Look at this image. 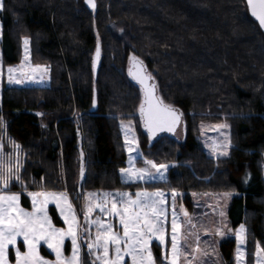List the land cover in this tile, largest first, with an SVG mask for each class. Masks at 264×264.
<instances>
[{
  "label": "trees",
  "instance_id": "trees-1",
  "mask_svg": "<svg viewBox=\"0 0 264 264\" xmlns=\"http://www.w3.org/2000/svg\"><path fill=\"white\" fill-rule=\"evenodd\" d=\"M4 3V63L19 58L26 37L31 61L47 65L50 76L47 86L2 84L0 138L9 154L13 142L20 146V181L9 189L65 190L74 202L89 189L234 190L228 212L245 225L252 261L255 242L264 248V34L245 0ZM118 22L128 47L111 31ZM132 57L153 77L160 99L183 114L180 140L166 133L149 140L143 128L138 136L148 158L169 165L163 180L119 179L126 157L119 119L141 102L128 75ZM223 117L231 147L228 156L212 158L197 124ZM233 245L227 239L220 247L230 256ZM82 259L92 264L85 253Z\"/></svg>",
  "mask_w": 264,
  "mask_h": 264
},
{
  "label": "snow or ice",
  "instance_id": "snow-or-ice-1",
  "mask_svg": "<svg viewBox=\"0 0 264 264\" xmlns=\"http://www.w3.org/2000/svg\"><path fill=\"white\" fill-rule=\"evenodd\" d=\"M86 2L95 8L94 0H86ZM247 6L251 9L252 15L259 21L260 27L264 28V0H247ZM5 8L4 0H0V11ZM25 56L21 64L17 67L8 68L9 83L23 84L26 80H32L33 75L24 76L23 73L27 69L30 73L38 70L47 72V67L36 65L32 67L29 63L28 40L25 39ZM100 55L99 45L96 49V57ZM138 65L143 64L138 58L132 57ZM95 67V61L94 65ZM21 73V78H17L14 73ZM144 72L141 67L140 71L134 76L142 85L145 93V101L140 104L139 112L143 126L148 130L150 138L155 136L157 132L169 131L173 132L180 119V115L176 109L170 105H164L162 100L154 97L155 84L148 85L146 81L152 80L150 73L141 75ZM131 74V72H130ZM2 75V68H0ZM43 79V76L40 77ZM95 104V100L93 101ZM2 122V117H0ZM121 127L124 128L123 122ZM218 128L227 129L229 125H218ZM15 149H19V145L13 142ZM124 146L129 153V167L120 169V172L129 179H156L164 178L169 165L157 164L152 160H144L145 167L136 168L135 159L132 153L140 155L139 144L134 134L131 123L127 126L125 132ZM231 147V139L225 135L222 144H213V152L218 157L228 156L227 149ZM3 148L2 140H0V150ZM223 149V150H221ZM83 156V153H81ZM21 165L17 163V173ZM154 170V171H153ZM84 174L83 166L81 167V176ZM15 179L20 181L18 174H13L11 167L5 168L0 165V264H10L9 255L10 248L15 249V264H83L81 255V242L78 233V221L75 210L68 200L66 192L61 193H28L32 197V211H26L20 206V193L5 194L9 189L10 183ZM24 187L23 185H21ZM89 197L97 198L98 202L94 205L89 203L85 211V217H89L94 210L110 216H118L119 223L123 229L122 235L113 231V225L103 223L100 219L88 221L97 227L94 239L87 242L88 255L94 256L92 264H127L125 257H130L131 264H156L150 244L153 239L159 241L161 245L165 244V220L166 214L164 210L165 193L156 191L136 192L135 199L132 194L124 192H113L95 194L89 193ZM181 194L175 189L172 190V203L175 209V200ZM102 196V198H100ZM231 193H226L225 197H230ZM109 197L111 198L109 200ZM56 203L60 213L68 224L67 231L57 229L53 226L50 217L45 211L49 200ZM110 204V207H109ZM119 205V207H118ZM187 217V212L184 213ZM224 213L221 212V216ZM179 225L176 221V213L173 211V219L171 221V259L168 264H178L181 252L177 244V234ZM245 231V226L240 225V232L236 234L238 241L237 246V264H241L243 252L241 245L244 244V237L241 235ZM91 235L90 232L88 233ZM218 234L223 236L224 232L218 230ZM70 237L72 254L70 257L63 255L64 240ZM18 238H22L21 244L26 249L21 250L18 247ZM47 245L56 256L55 261L44 259L39 254L41 244ZM195 251L199 252V248ZM264 248L257 244L256 259L257 264H264ZM186 260L189 258L184 257ZM194 258V257H193ZM164 260H168V256H164Z\"/></svg>",
  "mask_w": 264,
  "mask_h": 264
},
{
  "label": "rangeland",
  "instance_id": "rangeland-1",
  "mask_svg": "<svg viewBox=\"0 0 264 264\" xmlns=\"http://www.w3.org/2000/svg\"><path fill=\"white\" fill-rule=\"evenodd\" d=\"M111 31L118 37L123 45L126 46V34L127 28L123 22H118L111 25ZM27 39L23 37L20 41V54L19 58L12 63H4L3 55H2V47L0 45V68H2V75H0V92L2 84H6L8 86H17V87H34V86H47L49 85L50 76H49V68L45 64L34 63L29 59V63L32 67L36 65H40L42 68L47 67L48 71L45 73L43 71L38 70L35 73H30L25 70L23 73L24 76L33 75L34 78L32 80H26L23 84L9 83L8 81V68L9 67H17L21 64V61L25 56V44L24 41ZM28 40V39H27ZM29 46H28V54H29ZM30 58V54H29ZM17 78H21V73H14ZM43 76L41 80L40 77ZM141 95V93H140ZM141 104V102H140ZM140 104L137 106L139 109ZM136 109V110H137ZM133 111L130 116L121 117L119 119V128L122 136L123 149L125 152V163L118 170L119 179L124 182H137V181H155V180H163L167 177V171L164 174V178L157 177L156 179H129L124 176L120 169L129 167V153L125 149L124 141H125V132L127 130V126L131 123V127L134 129L135 137L139 144L140 155L137 153H132L135 159V167L142 168L145 167L144 160H152L148 158L146 154L143 153V149L140 147L139 143V133L142 131L140 117L137 111ZM123 122L124 128L121 127ZM227 124L229 127L227 129L218 128V125ZM184 127V124H183ZM179 128L175 135L168 134L170 136L175 137L176 139H181L183 137L184 128ZM198 129V137L201 142V146L204 152L212 157V158H220L225 156H217L213 152V144H222L224 142L225 135L230 138V124L227 118L223 117L217 120L214 119H200L197 124ZM3 130L1 131V133ZM167 134V133H166ZM2 143L6 141L5 138L1 137ZM18 145V144H16ZM223 150V149H221ZM230 147L227 149L229 154ZM157 164H165L154 161ZM20 163V155L17 149L12 146L11 153L5 152V146L3 144L2 150H0V165H3L5 168L11 167L12 173L16 174L17 169L16 165ZM167 165V164H166ZM154 171V170H153ZM10 187V186H9ZM161 191L165 193L164 197V210L166 214L165 226V244L161 245L158 240L153 239L150 248L151 251L156 258V264H168L171 259V221L173 219V211L176 213V221L180 226L177 234V244L181 252V257L178 261V264H237V246L238 241L236 239V234L240 232V225L243 223L234 224L229 215L228 209L231 202L232 197L236 194L234 190H183V189H175L181 195L178 196L175 200V209H173L172 203V190H147L140 189L135 191H130L128 189H89L83 191L80 196H76V201L74 202L68 193L65 190H36V189H8L5 194L12 193H20V206L23 207L26 211H32V197L28 195V193H61L66 192L68 196L69 202L72 204L73 209L75 210V215L78 221V233L79 239L81 242V255L83 257V253L87 255L88 259L92 263L94 260V256L88 255L87 242L91 239L95 238L97 227L95 225L90 224L88 221L100 219L103 223H110L113 225V231L119 232L122 235L123 229L119 223L118 216H110L101 213L99 210H94L89 217H85V211L91 202L92 205L98 202L97 198L89 197V193L95 194H103V193H113V192H124L132 194V198L135 199L136 192H149L154 193L156 191ZM22 192V193H21ZM226 193H231L230 197H225ZM102 198V196H100ZM111 198L109 197V200ZM110 207V204H109ZM119 207V205H118ZM45 211L47 215L50 217L53 226L57 229H64L67 231L68 224L65 223L64 216L61 215L60 209L57 208L55 201L49 200L46 205ZM187 212V217H185L184 213ZM221 212L224 213L221 216ZM54 214L56 219H54ZM244 225V224H243ZM245 226V225H244ZM218 230L225 233V235L221 236L218 234ZM90 232V236L89 233ZM244 237V244L241 245V249L243 252V258L241 264H257L256 259V251H257V241L254 244V248L252 251V261H248L247 259V248H246V229L241 233ZM227 239H233L234 245L232 247V251L230 256H227V253L223 251L220 247L222 242H225ZM22 238H18V247H21L22 251L26 249L21 244ZM260 245V244H259ZM261 247V245H260ZM199 248V252L195 251ZM262 248V247H261ZM39 254L44 259L49 261H55L56 256L55 253L47 247L45 244H41L39 249ZM48 253V254H47ZM72 254V246L70 237H66L64 240L63 247V255L65 257H70ZM168 256V260H164V256ZM264 255V253H262ZM185 256L189 257L187 260L184 258ZM15 249L10 248L9 260L10 264H15ZM194 257V258H193ZM127 264H131L130 257H125Z\"/></svg>",
  "mask_w": 264,
  "mask_h": 264
},
{
  "label": "water",
  "instance_id": "water-1",
  "mask_svg": "<svg viewBox=\"0 0 264 264\" xmlns=\"http://www.w3.org/2000/svg\"><path fill=\"white\" fill-rule=\"evenodd\" d=\"M95 1H96V0H94V2H95ZM84 2H85V4H88V3L86 2V0H84ZM245 3H246V7H247V11H248L249 15L255 20V22L258 24L260 30H261V31L263 32V34H264V28L260 27V25H259V21H258L253 15H252V13H251V9L247 6V0H245ZM94 61H95V67L93 66V68L95 69V68L97 67V63H98V58L96 57V51H95V53H94V57H93V65H94ZM141 67L144 69V72L140 73L141 75L148 73V72L146 71V68H145V66H144L143 64H142V66H141V65H138L135 61L132 60V62L130 63V66H129V68H128V75H129L130 79L132 80V82H133L134 84H136V85L139 87V90H140V93H141V103H142L143 101H145V93H144V90H143L142 85L138 82V80H137L136 78H134V76L140 71V68H141ZM130 72H131V74H130ZM146 83H147L148 85H152V84H155V81L152 79V80H148V81H146ZM155 86H156V85H155ZM154 97L160 99L156 87H155V91H154ZM160 100H161V99H160ZM162 102H163V101H162ZM163 104H164V105H170V104H167V103H165V102H163ZM170 106H172V105H170ZM172 107H173L174 109H176V110L178 111L179 114H182V111H181V110H179V109L176 108L175 106H172ZM138 112H139V110H138ZM139 115H140V112H139ZM140 120H141V117H140ZM141 126H142V128L145 130V133H146V135H147V137H148L149 140H152V139L156 138L159 134H162V133H167V134L175 135V134L177 133V130H178L179 128H182V127H183V114L180 115V119H179V121H178V123H177V126H176V128H175V130H174L173 132H169V131H161V132H157L155 136H153V137L150 138L149 133H148V130L143 126V121H142V120H141Z\"/></svg>",
  "mask_w": 264,
  "mask_h": 264
}]
</instances>
